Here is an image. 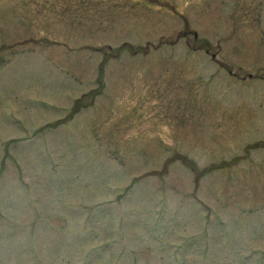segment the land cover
I'll use <instances>...</instances> for the list:
<instances>
[{"label": "rangeland", "instance_id": "1", "mask_svg": "<svg viewBox=\"0 0 264 264\" xmlns=\"http://www.w3.org/2000/svg\"><path fill=\"white\" fill-rule=\"evenodd\" d=\"M0 264H264V0H0Z\"/></svg>", "mask_w": 264, "mask_h": 264}, {"label": "flooded vegetation", "instance_id": "2", "mask_svg": "<svg viewBox=\"0 0 264 264\" xmlns=\"http://www.w3.org/2000/svg\"><path fill=\"white\" fill-rule=\"evenodd\" d=\"M205 52H209L208 49H205Z\"/></svg>", "mask_w": 264, "mask_h": 264}, {"label": "water", "instance_id": "3", "mask_svg": "<svg viewBox=\"0 0 264 264\" xmlns=\"http://www.w3.org/2000/svg\"><path fill=\"white\" fill-rule=\"evenodd\" d=\"M194 36H195V38L197 37V35H196V34H194Z\"/></svg>", "mask_w": 264, "mask_h": 264}, {"label": "trees", "instance_id": "4", "mask_svg": "<svg viewBox=\"0 0 264 264\" xmlns=\"http://www.w3.org/2000/svg\"><path fill=\"white\" fill-rule=\"evenodd\" d=\"M77 107V106H76ZM77 110H74V113L76 112Z\"/></svg>", "mask_w": 264, "mask_h": 264}]
</instances>
